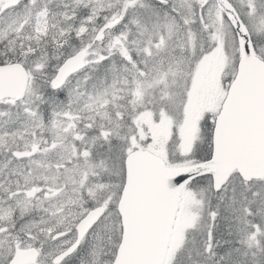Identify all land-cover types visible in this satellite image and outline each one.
I'll list each match as a JSON object with an SVG mask.
<instances>
[{"label": "snow or ice", "instance_id": "obj_1", "mask_svg": "<svg viewBox=\"0 0 264 264\" xmlns=\"http://www.w3.org/2000/svg\"><path fill=\"white\" fill-rule=\"evenodd\" d=\"M0 264H264V0H0Z\"/></svg>", "mask_w": 264, "mask_h": 264}]
</instances>
